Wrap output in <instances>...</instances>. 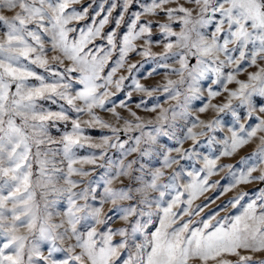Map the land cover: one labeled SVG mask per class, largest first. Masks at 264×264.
Instances as JSON below:
<instances>
[{
  "label": "snow or ice",
  "instance_id": "obj_1",
  "mask_svg": "<svg viewBox=\"0 0 264 264\" xmlns=\"http://www.w3.org/2000/svg\"><path fill=\"white\" fill-rule=\"evenodd\" d=\"M0 264H264V0H0Z\"/></svg>",
  "mask_w": 264,
  "mask_h": 264
},
{
  "label": "rangeland",
  "instance_id": "obj_2",
  "mask_svg": "<svg viewBox=\"0 0 264 264\" xmlns=\"http://www.w3.org/2000/svg\"><path fill=\"white\" fill-rule=\"evenodd\" d=\"M84 2H88V0H84ZM79 6H80V5L77 4V7H79ZM90 11H91V10H90ZM102 15H103V14H102ZM105 27H106V29H107V28L111 27V24L106 25ZM154 32H155V29H154ZM153 50H154V51H160V50H162V45H155V46H153ZM134 58H135V59H140V57H134ZM145 67H147V65H145ZM152 79H158V77H156V78H149L146 82H151ZM142 82H145V81H142ZM250 147H251V146H249V147H245L243 150H241V151L239 152L238 155H235V156H233V157H222L221 159H222L224 162H232V163H234V162H236V161L239 159V156H240V155H244L246 152H248L249 149H250ZM227 171H228V170L225 169V170L222 171V172L215 173L210 179H212V180H219V181L221 182V184L226 183V182H227V179H228V177L226 176ZM248 187H252V185H248ZM217 194H218V189H216V188L209 189L208 192L204 193L199 199H200V200H204L205 198H211V197H214V196H216ZM231 194H232L231 192L226 193L225 196H224V197H220V199L217 200L216 203L219 204L221 200H224L227 196H229V195H231ZM209 207L211 208L212 205H209Z\"/></svg>",
  "mask_w": 264,
  "mask_h": 264
}]
</instances>
